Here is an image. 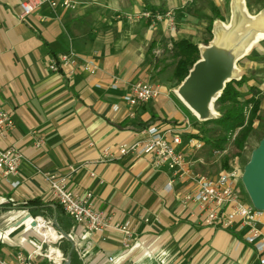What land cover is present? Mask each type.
I'll list each match as a JSON object with an SVG mask.
<instances>
[{
	"label": "crops",
	"instance_id": "0c3cea01",
	"mask_svg": "<svg viewBox=\"0 0 264 264\" xmlns=\"http://www.w3.org/2000/svg\"><path fill=\"white\" fill-rule=\"evenodd\" d=\"M20 1L0 0V106L11 112L15 122V128L0 139V147L13 146L25 158L17 176L0 177V197L4 200L0 204L40 199L54 209L56 201L42 174H68V188L91 192L96 209L113 223L129 221L133 228L125 248L118 232L109 229L90 234L70 219L74 225L65 233L66 239L81 264H264L236 227L222 230L204 226L202 211L192 201L183 200L191 186L174 180L166 167H153L149 156L117 153L119 145L142 139L144 129L120 128V124L146 121L151 115L160 117L155 108L141 112V105L129 118L128 107L121 99L127 87L135 83L129 82L124 72L137 63L138 40L159 41L168 35L177 37V41L188 37L182 30L170 32L164 22L149 27V22L142 20L143 25L137 29L126 22H114L113 16L117 11L154 10L141 8L144 3L154 8H177L189 5V0H76L74 9L44 6L23 21L18 18ZM248 1L250 7L263 3L210 0L212 8L201 9L204 17L218 18L209 23L213 30L222 26L224 18L229 21L227 30L236 31L233 37L237 39L255 23L264 32V14L253 19L247 11ZM69 50L78 56L73 75L66 77L63 72L50 70L52 58ZM86 57L97 62L95 75L82 70L81 60ZM113 78L118 80L117 89L109 87ZM162 96H166L164 89ZM114 104L119 106L118 111L112 110ZM176 115L172 120L176 124L189 119L183 112ZM167 124L174 123L157 126ZM32 131L43 138L42 148L33 146ZM105 148L112 152L110 160L101 157ZM182 150L196 168H203L204 163L195 161L197 152L190 153L186 145ZM15 180L20 185L12 187ZM170 181L173 190L167 192L164 186ZM27 214L32 217L26 209H0L2 257L10 258L19 249L30 251L28 239L39 241L34 233L26 232L28 225L22 221L28 219L24 218ZM48 221L64 233L55 218ZM16 222L21 223L18 228L4 233ZM17 231L35 238L12 237ZM57 243L54 246L62 253ZM36 264L53 263L39 257Z\"/></svg>",
	"mask_w": 264,
	"mask_h": 264
},
{
	"label": "built area",
	"instance_id": "2783aa9c",
	"mask_svg": "<svg viewBox=\"0 0 264 264\" xmlns=\"http://www.w3.org/2000/svg\"><path fill=\"white\" fill-rule=\"evenodd\" d=\"M76 4V0H21L18 18L23 21L44 6L51 10H71L75 8ZM127 19L146 20L149 22V27L164 22L169 31H174V18L171 12L162 13L157 10L143 9L127 15ZM77 60V54L69 50L59 54L56 58H52L49 68L52 71L63 72L66 77H70L75 72L74 65ZM81 61L83 71L89 75L96 74L98 65L93 57H86ZM95 87L101 86L95 84ZM109 87L117 89L118 80L113 78ZM162 95L163 89L160 85L138 81L127 87L121 99L128 107V117L133 118L135 115L134 108L145 105ZM112 110L118 111L119 106L117 104L112 105ZM14 128L15 122L11 112L0 106V139H4L8 132ZM197 133V129L187 118L179 124L151 125L141 130L142 139L132 144L119 145L117 153L121 156L128 153L137 157L149 156L153 167H166L174 180L191 186L183 200L192 201L196 204L197 209L202 211V224L204 226L222 230L236 227L239 232H242L243 241L253 245L257 253L261 255L260 261L264 263V211L254 208L243 194L240 187L243 167L234 162V164H229L227 168H221L216 174L209 175L196 168L195 162L189 160L182 150V146L186 145L193 152L205 149L212 157L222 156L234 144L237 130L229 135L223 149L209 148L200 138L196 137ZM32 135L35 136L33 146L36 149L42 148L43 138L35 131H32ZM101 157L110 160L112 157L111 150L109 148L103 149ZM24 158L23 152L13 146L0 147V177L6 179L9 176H17L19 166ZM195 161L197 164H203L200 158ZM42 176L47 182L54 200L75 224L82 226L90 234H102L109 229L116 231L122 236L123 246L128 247L133 235V228L129 221L119 224L113 223L108 216L94 207L91 192L67 187L68 174L44 173ZM11 185L17 187L20 185V181L15 180L11 182ZM164 188L167 192L172 191V181L166 183ZM28 219L35 225L40 219L43 224L53 228L57 234L56 239L49 241L39 236H37L39 241L28 239L27 242L32 247L30 251L19 249L10 258H4L0 255V264H36V258L39 257L46 258L53 264H64L66 259L54 246L61 239V234L55 226L42 217H28ZM20 224H11V229H6L4 233H11ZM51 250H56L59 254L58 261L51 257ZM108 260L112 261V258L109 257Z\"/></svg>",
	"mask_w": 264,
	"mask_h": 264
},
{
	"label": "rangeland",
	"instance_id": "374dc122",
	"mask_svg": "<svg viewBox=\"0 0 264 264\" xmlns=\"http://www.w3.org/2000/svg\"><path fill=\"white\" fill-rule=\"evenodd\" d=\"M184 1L187 2V0ZM200 1L198 0L195 2L193 0H189V5L177 8H154L150 7L149 4L144 3L141 8H153L154 10L162 13L171 12L174 18V31H185L189 40L202 47L208 45L214 37L207 32L206 27L209 25L210 21L217 20L218 18L214 17L211 20L208 17H204L201 8L204 7L206 9L208 7L209 9L212 8V5L210 4V0ZM261 1L263 3L260 7H250V2H247V11L253 19H256L258 16L264 14V0ZM135 12L133 10L117 11L113 16V20L114 22H126L130 24L131 27H136L138 29L144 23L141 19H127V15H131ZM222 26L226 32L230 33V30H227L229 29V21H226L225 18L222 20ZM250 26L251 27L245 29L240 35H245L246 37L242 45V50L246 53H243L236 61L235 70L238 77L244 76L247 79V82L239 88V91L242 93L241 99L246 97L247 88L249 86H256L260 90L262 100L259 111L252 125V130L244 142L242 149H238V147L233 144L229 147L226 154L218 157L209 156L205 150L197 152V156L195 157L201 158L204 163L202 165L203 168L200 169V171L209 175L223 168L222 164L224 161L227 162V165L234 164L235 162L238 166L243 167L248 161L252 150L257 146L259 140L264 135V32L256 27L257 23ZM137 31V33H139V30ZM235 32L236 31L232 32L233 34L230 33V35H232V37L237 35V33L234 34ZM175 39H177V37H168V35H166V37L159 41L154 38H149L148 40H138V54L136 56L137 63L131 64V69L125 71L124 75L127 76L129 82L146 81L151 85H160L166 92V96H162L161 99L151 101L144 105L141 112L155 108V110H157V114L160 112V117L164 119L166 118L170 121L174 120L175 117L178 116L176 114L183 112L187 115L189 120L192 122L193 127L197 130H200L201 127L206 130L214 128L212 124H203L202 121L198 120L176 94L179 84L172 77L176 58L173 57L171 52L172 43ZM219 113V109L214 105L212 115L215 117L218 116ZM191 152L192 151L190 150V153ZM240 187L246 200L249 201L242 184ZM2 201L4 200L0 197V202ZM45 220L48 221L47 219ZM22 223L28 225L26 228L27 233H34L31 227H29V219H23ZM1 231L2 230H0V232ZM16 234L19 236L24 235L26 236L25 238H35L33 234L26 235L23 234L22 231L15 232L12 237H15Z\"/></svg>",
	"mask_w": 264,
	"mask_h": 264
},
{
	"label": "trees",
	"instance_id": "16d2710c",
	"mask_svg": "<svg viewBox=\"0 0 264 264\" xmlns=\"http://www.w3.org/2000/svg\"><path fill=\"white\" fill-rule=\"evenodd\" d=\"M206 30L215 38L232 41V35L227 33L221 25H218L213 30L212 24H209ZM245 39V35H242L233 43L237 48L242 50ZM200 50L201 47L198 44L188 39L182 38L173 41L171 52L173 57L176 58V63L172 72V77L178 84L182 82L193 64L199 59ZM246 82L247 79L244 76L238 77L235 72L233 78L225 84L220 96L214 103L220 111L219 115L202 121L203 124H212L214 127L208 130L201 127L200 130H197L198 133L196 134V137L200 138L209 148L223 149L229 135L236 130L237 134L233 143L238 149H242L244 146V142L252 130V125L257 117L262 100L260 90L256 86H249L247 88L246 97L241 99L242 93L239 91V88ZM157 123L176 124L174 121L151 115L146 121H140L138 123L130 122L129 124L125 121L120 124L119 127L139 130L151 125H157ZM222 165L224 168L228 167L226 161H224ZM53 204L55 205L54 209L49 204L42 203L40 199H31L19 204L7 201L5 204H0V209L16 207L19 209H26L32 217L41 216L47 220L55 218L59 230L64 233H69L74 224L63 212L61 206L57 202H53ZM57 247L62 251L65 257H69L68 264H81L72 250L71 243L68 239H60L57 243Z\"/></svg>",
	"mask_w": 264,
	"mask_h": 264
},
{
	"label": "water",
	"instance_id": "95a60500",
	"mask_svg": "<svg viewBox=\"0 0 264 264\" xmlns=\"http://www.w3.org/2000/svg\"><path fill=\"white\" fill-rule=\"evenodd\" d=\"M237 39L226 41L214 37L208 45L202 46L199 59L177 87L178 98L200 121L214 117V103L236 72V61L243 54L233 43ZM241 184L252 206L264 211V135L243 166ZM28 217V214L24 216ZM17 224L19 222L14 223ZM61 236L68 237L65 233ZM68 263L69 257L64 264Z\"/></svg>",
	"mask_w": 264,
	"mask_h": 264
},
{
	"label": "bare ground",
	"instance_id": "6f19581e",
	"mask_svg": "<svg viewBox=\"0 0 264 264\" xmlns=\"http://www.w3.org/2000/svg\"><path fill=\"white\" fill-rule=\"evenodd\" d=\"M12 226H10L8 229L10 230ZM32 231L36 234V236L45 238L49 241H54L57 237L56 232L54 231L53 228L50 226H47L42 223V221L39 219V222L35 225H31ZM51 257H53L56 261L59 259V254L57 253L56 250H51L50 251Z\"/></svg>",
	"mask_w": 264,
	"mask_h": 264
}]
</instances>
